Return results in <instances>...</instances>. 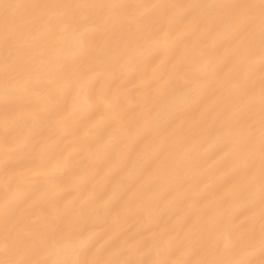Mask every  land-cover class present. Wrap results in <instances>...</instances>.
I'll use <instances>...</instances> for the list:
<instances>
[{"label": "bare ground", "instance_id": "obj_1", "mask_svg": "<svg viewBox=\"0 0 264 264\" xmlns=\"http://www.w3.org/2000/svg\"><path fill=\"white\" fill-rule=\"evenodd\" d=\"M0 264H264L262 0H0Z\"/></svg>", "mask_w": 264, "mask_h": 264}, {"label": "snow or ice", "instance_id": "obj_2", "mask_svg": "<svg viewBox=\"0 0 264 264\" xmlns=\"http://www.w3.org/2000/svg\"><path fill=\"white\" fill-rule=\"evenodd\" d=\"M262 4H264V0H262Z\"/></svg>", "mask_w": 264, "mask_h": 264}]
</instances>
